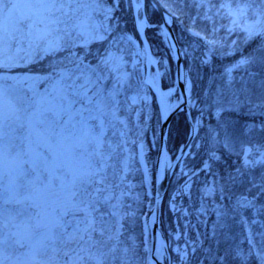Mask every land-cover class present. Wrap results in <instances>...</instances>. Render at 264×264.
Wrapping results in <instances>:
<instances>
[{
  "label": "snow or ice",
  "instance_id": "1",
  "mask_svg": "<svg viewBox=\"0 0 264 264\" xmlns=\"http://www.w3.org/2000/svg\"><path fill=\"white\" fill-rule=\"evenodd\" d=\"M152 6L164 8L166 23L169 16L180 21L170 51L182 49L193 62L198 48L207 57L223 47L215 37L221 29L255 42L226 69L227 93L221 89L205 100L217 124L206 132L210 147L202 171L211 172L221 149L235 151L236 126L222 113L264 110V0H198L196 7L213 20L210 31L195 27L197 17L184 25L169 0L154 5L147 0H0V264H144L135 243L124 239L128 214L121 209L130 193L116 191L124 184L130 157L121 162L123 175L117 181L110 162L122 145L108 133L112 129L113 135L126 136L116 125L128 128L120 116V96L128 89L133 90L130 99L145 104L147 86L159 92V71L144 77L140 52L126 47L133 38L118 15L134 11L138 34L147 26L140 10L146 16ZM213 8L218 19L208 16ZM93 44L102 50L93 52ZM238 70L246 78L237 88L233 72ZM257 88L260 102L254 103ZM173 91L169 88L168 94ZM241 159L233 171L212 172L213 179L200 189L202 202L212 197L215 203L217 193L225 201L214 208L211 235L186 238L182 246L157 243L155 259L161 264H264V221L254 218L264 215V179L259 184L250 180L240 191L245 169L264 167V150L253 156L252 148L244 146ZM185 189H190L187 182ZM232 224L242 232L234 233ZM254 224L260 231L253 233ZM144 251H150L146 244Z\"/></svg>",
  "mask_w": 264,
  "mask_h": 264
},
{
  "label": "trees",
  "instance_id": "2",
  "mask_svg": "<svg viewBox=\"0 0 264 264\" xmlns=\"http://www.w3.org/2000/svg\"><path fill=\"white\" fill-rule=\"evenodd\" d=\"M177 1L180 3L184 15L188 13L190 17H197V20L198 18L204 16L205 10L196 7L198 0ZM218 2H221V0L212 3L218 4ZM118 15L122 16L121 22L126 27L128 33L137 37L134 29L133 11L125 9L122 13H118ZM208 16L213 17L214 19L213 9L208 13ZM146 17L149 25L145 31L146 39L150 46L152 55L158 59V67L162 74V87L167 89L173 85V61L169 54L167 45L163 42L161 35L158 33L161 23L159 16L151 7H149L147 9ZM215 19L217 18L215 17ZM184 25L186 24L184 23ZM181 28L182 25L175 19L174 31L176 35L180 33ZM253 47H255V42H249L243 48L241 54H247ZM91 48L93 52H96L98 48L102 50V46L96 44L92 45ZM181 51L183 52L182 49ZM203 53V47L198 48L194 53H192V55L197 58L195 62L191 60V57L186 58L183 54L184 70L192 85L190 96V114L192 120L196 123V126L197 120L200 121V124L197 126V132L192 142L190 153L183 162L184 168L187 170V175L191 176L193 180L190 195L188 197L180 196V198H175V200H177L176 202L186 209V215L183 214L182 209L176 213L170 210L169 193L166 194L162 204L160 227L166 239L169 238L170 232L176 231V228H179L181 232H185V236L191 239H196L197 237L203 238L205 234L210 236L211 234L209 232V228L211 224L209 221L213 218L211 215H215V212H212V209L210 210V208H212L213 200L208 197L202 202L200 199V189L205 182H210L213 179L211 174L212 172L217 173L219 176V174H223L226 171H233L235 168L240 167L242 163V155L229 153L221 149L217 152L219 159L213 161L211 172L201 170L203 168L201 162L206 159V153L210 147L206 138V132L209 127H214V123L216 121L214 114H212L213 110L205 107V100H210L211 98H209V96L217 93L216 87L223 84L221 77L224 76V69L241 57V54L238 52L232 56L223 57L219 55L217 50L207 57H204ZM201 59H206L207 63L201 65ZM190 66H193L191 73L188 72ZM152 107L154 115L148 121L147 129L142 137L146 150L147 163L150 168L153 167V160L156 156L158 124V111L154 101L152 102ZM201 109H204L203 114L201 113ZM222 117L235 124L237 129L235 141L238 142L241 149L244 146L252 147L264 145V129H262L264 113L252 115L235 111L226 112L222 115ZM249 129H251V131H249ZM188 131L189 128L185 115H175L168 130L167 142L170 152L175 153L178 148L186 142ZM111 162H113V160ZM193 171L196 172V175L192 174ZM258 171L261 173L254 172L253 176L258 179L261 175L262 179H264V167ZM128 176L129 180L132 182V188L129 192L130 195H128L127 198L131 213L123 212L128 214L125 219L126 230L124 239L129 243H135L140 251L144 264H146L142 217L149 213V206L152 201L147 195L140 171H137V169L134 168ZM254 177L249 178L245 175L242 176L241 182L243 187L240 188V191H243L244 188L250 186L248 184L250 180L256 182ZM185 179V177H182L181 181H184ZM179 183L180 182L178 181V184ZM253 191H255V189ZM216 197L218 201V198H220L219 193H217ZM202 204H207L209 206L206 207L207 210L209 209V213L206 214H210L211 218H204V215H202L203 212L200 210ZM260 217L262 218L264 215H261ZM203 220H205V223H203ZM186 221H188V228L185 226ZM128 225H131V227L129 228ZM232 230L236 234L241 233V228L235 224H232ZM253 230L255 232L260 231V226H253ZM207 246L208 242L205 241L204 247Z\"/></svg>",
  "mask_w": 264,
  "mask_h": 264
},
{
  "label": "rangeland",
  "instance_id": "3",
  "mask_svg": "<svg viewBox=\"0 0 264 264\" xmlns=\"http://www.w3.org/2000/svg\"><path fill=\"white\" fill-rule=\"evenodd\" d=\"M159 1L162 3V0H159ZM138 2H139V0H138ZM239 2L241 4H243V3L247 2V0H239ZM169 3H174V6L179 9L181 20H185V22L187 23V25L190 24V23H192V21L190 19H188L186 16H183L182 11L180 10V6H178L175 1L169 0ZM233 3L235 4V0H233ZM140 19H141V15H140ZM225 23H226V21H225ZM195 27L198 30L199 29H205V30H209L210 31L211 28H212V23H210V22L208 23L207 21L195 22ZM160 33H161V31H160ZM162 34H163V32H162ZM215 37H216V39L220 40L222 42V44H223V47H218L217 48L220 56H227V55L230 56V55H233L236 51H241L243 49V47L247 44V43L244 42L243 34H237V33L228 34L226 31L223 30V31H219V32L215 33ZM233 42H235V44ZM134 44L135 43L132 42V44L127 45L126 47L129 49V51H133L134 50V51H139L140 52L139 59L142 62V71H143V75L145 77L144 66L146 64V53H145L143 47H141L139 45L137 46L136 44L135 45L137 47H134ZM230 48L231 49H234V52H232L231 54L225 55L224 53H229ZM230 66H228V67H230ZM130 67H131V64H130V66L129 65L127 66L126 70L131 71V68ZM226 69H225V73H224V75H225L224 76L225 83H227V79H228L227 74H226ZM155 73L156 72H150L149 74L154 75ZM242 76H245V78H246V74L243 73L242 70H238V71L233 72V78H234L233 79V84L235 83L236 84L235 86L237 88L240 86L241 77ZM156 79H158V77ZM188 82L186 84V87L188 88V92L190 93V85L191 84L189 85ZM258 90H259L258 88L255 89L254 90V95L252 96V100H253L254 103H259L260 102V94L258 93ZM161 91L165 94V98L164 99H165V102H166L168 108H172L173 106L177 105V103L179 101V97L175 95V90L171 94H168L169 93V89H163V88H161ZM146 92H147V95H148V98H149L147 104L143 103L139 99H137L136 101H133L132 99H130V97L133 95V90H129L125 95H121L120 96V100H121L122 107H126V106L131 105L132 106L131 107V110H133V112H135L134 109H136V110L138 109L137 110L138 112H137L135 118L136 119L138 118V124H139V128L140 129H139V132H137L135 134L134 139H131V141L130 142H127L126 144H124V139H126V136L124 137V139H121V137L119 136V132L118 131H117L116 135H113V130L112 129L109 130V133L110 134H108V138L111 139L114 143H119V144L122 145V147L119 148V149H117V151L113 154V157L114 158H118V159L120 158L119 159V165H118V167L117 168L115 167L116 168V173H117V181H118L119 176L123 175V167H122V163L121 162L125 158L130 157V159L128 160V164H129V167H130L131 160H132V156H133V154L131 152L130 145L133 144V141L136 142L137 139L143 135L145 129L147 128V123H148V120L150 118V115L152 113V107H151L152 98H151V95H150L148 89H146ZM215 95L216 94H214L213 97ZM237 112H241V113H244V114H252V115L253 114H256V115H259L260 113L261 114L264 113V110H261L260 108H257L254 111V113H250V112H248L247 108H244V109H242L240 111H237ZM129 113L131 114V111ZM128 114H127V116H129ZM223 114H225V113H222L221 115H223ZM120 116L122 118H125L124 115H122V114H120ZM131 116H132V118H134V114H131ZM215 118H216V116H215ZM128 119H130V118H128ZM216 124H217V118H216V121L214 123V126ZM120 126L121 125L117 124L116 125V129L117 130H123V131H125V133L127 135L128 132H129V129H130L129 124H128V128L127 129H122V126H121V128H120ZM143 128H144V130H143ZM236 144H238V142L235 141V151H233L231 153L242 155V149L240 148V145L239 144L236 145ZM251 148H252V151H253V156H255L256 154H258V151L259 150H264V146H252ZM110 163L111 164H114V159H113V162H110ZM257 167H260V166H257ZM183 168L184 167H183V165L181 163L180 166H179V168H178V172H177V176H176L175 180L178 179L182 173L183 174L186 173V171H184ZM109 169H112V168L110 167ZM248 169H252V168H248ZM112 171H113V169L109 172L110 173V176L112 174ZM186 182L187 181H185L184 183H182L180 186L175 187V189L172 191V194H171V199L172 200L174 199V197H177L179 195H188L189 189H185V183ZM145 183H146L147 189L149 190V180H148V178L146 179V182ZM187 183L189 185H191V182L190 181H188ZM124 185H130V182L127 180V176H126V179L124 181V184L121 185V188L116 190L117 191V194H119V192L121 191V189L124 192H126V193L128 192L129 187H125ZM124 204H125V198H124ZM173 205L175 206V204L171 203V208H174ZM125 207H126V204H125ZM106 210L108 211L107 208H106ZM251 218H253V217L250 216V219ZM254 218L256 220H258V221H262V220L264 221V217L261 218L262 220L259 218V216H256ZM145 234H146L145 235V242H146V245H147L148 249H150V237L147 235V229H145ZM179 235H180V233H174L172 235V237L170 238V241L169 242L171 243V245L173 247L176 246L177 244H179L181 246L184 244L183 241H181V240L178 239L179 238ZM22 259L26 260L27 258L23 257Z\"/></svg>",
  "mask_w": 264,
  "mask_h": 264
},
{
  "label": "water",
  "instance_id": "4",
  "mask_svg": "<svg viewBox=\"0 0 264 264\" xmlns=\"http://www.w3.org/2000/svg\"><path fill=\"white\" fill-rule=\"evenodd\" d=\"M151 4L154 5V2L157 3L155 0H148ZM161 15V18L163 19V24H164V29L165 33L171 43V46L173 44V40L171 37H174L173 31H172V26L171 24L167 21L165 22V13L162 10V8H157L153 6ZM178 48V46H177ZM174 57H175V63H176V76H177V84L178 88L181 94V103L174 108L173 110L166 112L163 114L162 119H161V131H160V139H159V152H158V159H157V175H156V183H155V196H154V206H153V211L151 214L150 218V231H151V238H152V253H151V258L154 259L155 264H161L160 260L155 259V246L157 241H159V244L164 245V239L162 237V234L159 230L158 227V216H159V210H160V205L163 199V195L165 193L166 188L168 187V184L170 182L172 173L174 171V168L181 158L182 154L186 149L188 148L190 141L192 139L193 135V130L191 126V122L189 119V124H190V134L187 140V143L185 147L177 154L173 162H169L167 150H166V131L169 126V123L172 119V117L178 113V112H184L187 117V107H186V93L184 90V84L182 81V76L180 73L182 72V67H181V57L179 51H174Z\"/></svg>",
  "mask_w": 264,
  "mask_h": 264
}]
</instances>
